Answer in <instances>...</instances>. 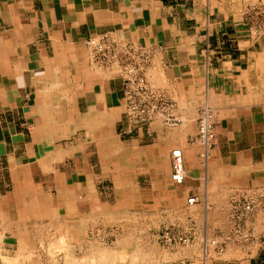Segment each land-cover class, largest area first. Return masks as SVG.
Masks as SVG:
<instances>
[{"label": "crops", "instance_id": "0c3cea01", "mask_svg": "<svg viewBox=\"0 0 264 264\" xmlns=\"http://www.w3.org/2000/svg\"><path fill=\"white\" fill-rule=\"evenodd\" d=\"M239 21L227 0H0V264H37L30 256L47 254L37 240L74 246L113 201L168 206L174 186L226 209L230 193L264 190V40ZM105 33L148 50L147 79L175 104V126L128 122L121 82L90 67L85 41ZM203 109L214 115L205 158ZM226 219L211 216L202 232ZM248 231V245L216 256L194 243L168 264H264L263 214Z\"/></svg>", "mask_w": 264, "mask_h": 264}, {"label": "rangeland", "instance_id": "374dc122", "mask_svg": "<svg viewBox=\"0 0 264 264\" xmlns=\"http://www.w3.org/2000/svg\"><path fill=\"white\" fill-rule=\"evenodd\" d=\"M227 3L239 13L240 26L245 29L247 36L253 40H264V0H227ZM90 65L92 69L99 71L91 62ZM171 190L168 206H151V202L145 201L146 204L140 207L135 206L137 201L133 199L114 207V201L111 202L110 207L104 208V213L97 214V222L91 224L87 236L76 241L74 246L69 244L71 240H44L47 245L40 244L41 241L37 240L38 250L46 251L47 254L31 255L29 261L37 264H168L169 252L194 243L202 249L213 250L216 254L220 245L224 247L229 243L237 244L242 241L234 239L232 202L248 198L255 191H234L229 195L226 209H213L197 205L189 207L185 204L187 198L181 199L174 186ZM211 216L217 219L226 216L228 220L226 219L225 224L212 223L211 228L208 225L210 235L207 237L202 231L207 224L206 219ZM166 231L175 235L190 231V243L185 246H167L160 238ZM250 243L251 238L244 244ZM3 262L10 264L11 260L4 259Z\"/></svg>", "mask_w": 264, "mask_h": 264}, {"label": "built area", "instance_id": "2783aa9c", "mask_svg": "<svg viewBox=\"0 0 264 264\" xmlns=\"http://www.w3.org/2000/svg\"><path fill=\"white\" fill-rule=\"evenodd\" d=\"M91 64L105 70L113 79L122 85L123 112L128 122L134 126L148 125L154 120H160L164 125L173 127L178 123L175 116V104L167 95L150 84L146 70L150 63V53L139 44L123 42L111 34L105 33L85 41ZM214 115L209 109H203L197 120V139L202 145L203 158L210 148ZM170 180L175 186L183 183L185 169L183 156L179 149L171 152ZM191 196L186 205L196 204ZM231 223L234 228V239L247 243L250 232H247L249 222L257 213L264 215V190L256 192L243 200L232 202ZM249 233V234H248ZM161 241L167 246L188 245L191 240L190 231L182 234H171L169 231L161 234ZM244 239V240H243ZM226 246L216 249L221 256Z\"/></svg>", "mask_w": 264, "mask_h": 264}, {"label": "bare ground", "instance_id": "6f19581e", "mask_svg": "<svg viewBox=\"0 0 264 264\" xmlns=\"http://www.w3.org/2000/svg\"><path fill=\"white\" fill-rule=\"evenodd\" d=\"M93 116H97V115H95V114H93ZM98 116H100L99 114H98ZM105 116V115H104ZM91 118V117H90ZM88 119V118H87ZM109 119V118H108ZM95 120H96V118H95ZM95 120H94V123H95ZM81 121V120H80ZM85 121V120H84ZM89 121H90V119H89ZM92 121V120H91ZM98 121H99V119H98ZM98 121L96 122V123H98ZM100 123V122H99ZM102 123V122H101ZM105 123H107V122H105ZM83 124V123H82ZM81 124V125H82ZM104 124V123H103ZM80 125V124H79ZM91 125V124H90ZM180 125V124H179ZM93 126V125H92ZM98 126H99V124H98ZM98 126H96V127H98ZM50 127V126H49ZM83 127H85V126H83ZM53 128H55L54 127V125H53ZM106 128V127H105ZM61 129V128H60ZM73 129V128H72ZM85 129H87V128H85ZM88 129H90V128H88ZM91 130V129H90ZM103 130H104V128H103ZM102 130V131H103ZM111 130V129H110ZM47 131V130H46ZM62 131V130H61ZM71 131V130H70ZM69 131V132H70ZM50 132V131H49ZM92 132V131H91ZM97 132V131H96ZM101 132V131H100ZM59 133V132H58ZM62 133V132H61ZM95 133V132H94ZM93 134V133H92ZM102 134V133H101ZM89 136V135H88ZM91 136V135H90ZM98 136V135H97ZM108 136H110V135H108ZM94 137V136H93ZM100 137V136H99ZM105 137V136H104ZM91 138V137H90ZM98 140V139H97ZM103 140V139H102ZM93 141V140H92ZM48 143H51V142H48ZM104 145V144H103ZM46 146V145H45ZM104 147V146H103ZM180 150V149H179ZM52 152V151H51ZM51 152H50V154H51ZM51 158V157H50ZM53 159V158H52ZM42 160V159H41ZM40 160V161H41ZM46 160H48V159H46ZM44 162H46V161H44ZM42 163V162H41ZM47 163V162H46ZM43 164V163H42ZM165 164V163H164ZM48 166V165H47ZM44 167V166H43ZM217 168V167H216ZM116 178H117V176H116ZM26 179V178H25ZM229 183V182H228ZM58 184V183H57ZM123 184V183H122ZM125 184V183H124ZM62 185H64V183L62 184ZM62 188V187H61ZM62 191V190H61ZM93 191V190H92ZM123 192V191H122ZM39 193V192H38ZM61 193V192H60ZM63 193H64V191H63ZM62 193V194H63ZM88 193V192H87ZM31 194V193H30ZM34 194V193H33ZM66 194V193H65ZM60 195V194H59ZM64 195V194H63ZM68 195V194H67ZM79 198V197H78ZM80 198H81V196H80ZM89 198V197H88ZM72 200V199H71ZM197 200V199H196ZM68 201H70V200H68ZM72 201H74V200H72ZM30 202V201H29ZM62 202H63V200H62ZM67 202V201H66ZM33 203V202H32ZM69 203V202H68ZM186 204V203H185ZM196 204H197V202H196ZM196 204H193V205H190L189 207H191V206H194V205H196ZM67 205V204H66ZM102 209V208H101ZM104 210V209H103ZM102 210V211H103ZM71 211V210H70ZM101 211V210H100ZM99 212V211H98ZM71 213V212H70ZM73 213V212H72ZM104 213V212H103ZM110 214V213H109ZM116 214V213H115ZM118 214V213H117ZM22 215V214H21ZM64 215V214H63ZM77 216V215H76ZM82 216V215H81ZM94 216V215H93ZM41 217V216H40ZM4 218V217H3ZM80 218V217H79ZM77 219V218H76ZM75 219V220H76ZM18 220V219H17ZM66 220V219H65ZM91 220V219H90ZM94 220V219H93ZM106 220V219H105ZM117 220V219H116ZM49 221V220H48ZM64 222V221H63ZM78 222V221H77ZM8 223V222H7ZM84 224V223H83ZM73 225V224H72ZM75 227V226H74ZM11 229V228H10ZM15 229V228H14ZM21 229V228H20ZM77 230H79L80 231V229H77ZM76 230V231H77ZM18 233V232H17ZM21 233V232H20ZM22 234V233H21ZM20 234V235H21ZM1 235V234H0ZM78 236V235H77ZM24 239V238H23ZM27 246V245H26ZM63 246V245H62ZM85 248V247H84ZM93 248V247H92ZM89 249V248H88ZM29 252V251H28ZM27 252V253H28ZM14 261V260H13Z\"/></svg>", "mask_w": 264, "mask_h": 264}]
</instances>
